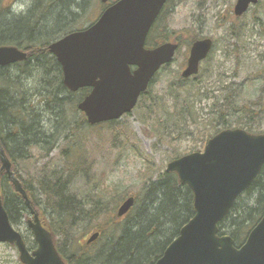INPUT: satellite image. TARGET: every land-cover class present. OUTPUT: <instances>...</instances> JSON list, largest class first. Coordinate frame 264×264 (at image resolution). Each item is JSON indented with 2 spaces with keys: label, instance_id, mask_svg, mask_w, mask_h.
<instances>
[{
  "label": "trees",
  "instance_id": "obj_1",
  "mask_svg": "<svg viewBox=\"0 0 264 264\" xmlns=\"http://www.w3.org/2000/svg\"><path fill=\"white\" fill-rule=\"evenodd\" d=\"M16 1L0 0V46H15L27 51L28 61L0 68V139L13 163L17 178L23 183L33 207L39 212L43 225L55 237L56 247L68 264H155L179 235L181 228L195 215L193 193L188 187L179 184L175 174L162 173L152 181V176L149 175L152 168L147 166L146 172L149 171V174H144V182L151 181L145 203L141 204L137 217L127 224H123L124 219L117 216L118 202L111 209L104 207L109 198H115L119 194L102 189L94 194L85 193L81 200L69 190V185L76 181L75 177L79 173L76 163L80 162L74 159L75 148L68 145L69 141L73 142L74 138H78L81 127H91L78 110L87 90L72 94L64 87L62 68L49 52L48 46L84 27L85 24L79 23L91 6V0H30L27 12L20 16L12 13V6ZM173 1H168L150 31L147 40L149 48L174 41L181 47L186 45L189 48L199 39L194 30L170 34L165 27H160L167 8ZM239 40L243 45V36ZM217 49L225 53L227 42H223L222 46L216 45L215 50ZM241 51L243 48H236V52H239L236 54L238 65L241 62ZM214 59L215 52L205 62L199 76L190 83L182 79L180 74L176 81H172L174 83L168 88L169 92L174 96L175 103L178 98H183V109L173 108V111H167L162 105L156 106V102L151 106L150 115L154 113L156 117L151 126L161 143L170 144L172 140L165 141V138L172 135L173 131H184L188 116L199 122L196 105L206 97V85L217 72L212 62ZM166 69L168 66L162 70ZM216 90L221 95L216 97L214 108L218 107L217 111L222 117L230 112L231 92ZM147 97L144 95L141 102ZM161 112H166L163 124L158 115ZM232 112L245 114L244 110L238 109ZM203 126L206 132L203 148L211 137L226 129L239 128L251 134H263L254 133L253 124L250 123L224 124L218 129L213 127L212 122ZM62 142L65 145L61 147ZM57 150H60L58 158L67 167L75 168V171L69 170L66 173L68 178L62 175L55 181L41 178L40 190L36 191L26 183L18 168L16 169L15 162L22 159L29 161L32 158L37 161L38 158L41 161L49 160V155ZM47 164L51 167V163ZM0 190L11 224L14 227L22 225L30 213L25 200L15 191L5 173L0 175ZM40 197L45 198V201ZM136 204H140L138 199L135 206ZM107 210L112 211L107 213ZM100 213L109 220L104 225L91 227ZM263 215L264 167L252 186L238 198L228 216L220 223V234L230 235L235 246L240 247ZM90 232H99L100 237L91 245H82V239ZM107 235L110 240L100 244ZM59 237L64 239L63 246L58 245ZM96 245L98 247L92 250ZM27 246L29 250H34L36 243L33 241L27 243Z\"/></svg>",
  "mask_w": 264,
  "mask_h": 264
},
{
  "label": "water",
  "instance_id": "obj_2",
  "mask_svg": "<svg viewBox=\"0 0 264 264\" xmlns=\"http://www.w3.org/2000/svg\"><path fill=\"white\" fill-rule=\"evenodd\" d=\"M111 0H101L108 4ZM168 0H118L88 29L72 33L49 46L63 72V85L76 93H91L78 105L91 126L117 121L131 114L156 74L173 62L179 45L162 44L148 49V35ZM258 0H238L235 13L241 16ZM213 48L210 38L196 41L190 50L187 79L199 73L200 64ZM28 53L14 46H0V67L26 62ZM0 175L5 172L15 191L25 200L32 218L27 225L37 248L30 251L11 224L0 190V243L15 246L21 264H66L52 233L43 225L23 183L13 172V163L0 139ZM264 167V134L242 129L223 130L207 142L203 152L170 162L167 173L194 196V217L155 264H264V216L237 248L229 235H219V224L235 202L260 175ZM130 197L119 207L118 217L134 206ZM99 233L88 241L97 240Z\"/></svg>",
  "mask_w": 264,
  "mask_h": 264
},
{
  "label": "rangeland",
  "instance_id": "obj_3",
  "mask_svg": "<svg viewBox=\"0 0 264 264\" xmlns=\"http://www.w3.org/2000/svg\"><path fill=\"white\" fill-rule=\"evenodd\" d=\"M235 1L174 0L167 8L160 27H165L170 34L194 30L198 35L210 37L214 41L220 38L219 41H221V37L226 35L228 29V24L222 22L221 18L224 20L230 17L231 19L230 11ZM19 2L29 4L30 0H19ZM96 2L91 0V6L86 10L83 15L84 18L79 23L85 25L80 29L94 23L102 13L104 6L100 0H96ZM260 14L264 19V14L262 12ZM248 22H251V15L245 18L244 23L248 25ZM182 47L168 69L162 70L157 75L150 87L148 97L140 103L131 115H126L113 123H103L89 128L87 126L81 127L78 138H74L73 142L69 141L68 145L75 148L73 150L74 159L80 161L76 163V167L79 168L77 171L79 173L75 177L76 181L69 185V190L82 200V195L85 193L94 194V192L102 189H109L119 196L109 198L104 207L111 209L118 202L117 210L127 198L135 197L136 202L138 199L140 204L139 206L136 204L133 211H130L123 218V224L129 223L130 220L137 217L140 213L141 204L145 203L149 182L155 180L162 173H166L167 166L171 161L194 152L203 151V137L206 134L203 129L204 124L212 122L213 127L218 129L224 124L250 123L253 124L252 131L254 133H264V47L256 49V47L247 44L246 50L240 54L241 62L239 65L236 62V54H231L228 61L224 53L219 52V49L217 50L214 61H216V65L221 64V66L206 85V97L196 105L200 123L188 116L184 131H173L172 135L167 136L165 141L172 140L170 144L160 142L157 133L152 128L156 117L154 113L150 115L152 114L151 106L156 102V106L162 105L161 107L167 111H173V108L183 109V98H178L177 103H175V98L168 89L174 83L172 81H176L177 75L181 74L186 67L189 49L186 45ZM220 74L229 76L233 84L231 97H229L230 112L223 109L227 114L222 117L217 111L218 107L214 108L216 97L221 95L216 90L218 87L217 77ZM235 109L244 110L245 114L232 112ZM165 114L166 112L158 113L159 118L161 117L163 121L162 124ZM143 120H148V122ZM64 145L65 142H62L61 147ZM59 153L60 150H57L49 155V160L43 161L39 158V161L36 158L29 159V161L22 159L16 161L15 166L26 183L38 191L40 190L39 181L41 178L46 177L55 181L62 175L68 178L66 173L69 170L75 171V168L67 167L64 161L58 158ZM48 162L51 163V167L47 164ZM148 165L152 168L150 174L149 171L146 172ZM144 174L152 176L147 183L144 182ZM40 198L43 202L45 201V198ZM107 211L110 213L112 210ZM28 219L26 218L22 225L15 226V228L21 232L26 243L29 244L34 241V237L27 227ZM107 220L109 219L105 215L101 216L100 213V217L91 227L104 225ZM111 230L108 232L111 233ZM93 233L90 232L85 239H82V245ZM106 237L100 244L110 240V236L107 235ZM57 240L59 246L64 245L62 237ZM97 247L98 245L92 250ZM0 264H21L18 250L12 245L0 243Z\"/></svg>",
  "mask_w": 264,
  "mask_h": 264
},
{
  "label": "flooded vegetation",
  "instance_id": "obj_4",
  "mask_svg": "<svg viewBox=\"0 0 264 264\" xmlns=\"http://www.w3.org/2000/svg\"><path fill=\"white\" fill-rule=\"evenodd\" d=\"M236 4H237V0L235 1V4L233 5L232 10L230 11L231 19H230V17H227L224 20H223V18H221L222 22H225V23L228 24V29L226 30V35L221 37V41H219L220 38L218 40H216V41H214L211 38L212 41H213V48H212L211 54L213 52H215V53L217 52L218 49L215 50V46L216 45L222 46V42H225V43L227 42V51L225 53L224 52L223 53L225 55V58L228 61H229V57L231 56V54H233V55H235V54L238 55L239 54V52H236V48H238V47L243 48V51L246 50V45L247 44H248V46L256 47V49H259V48L262 49L264 47L263 46L264 45V19L261 17V14H260L261 12L264 14V0H258V3L256 5H250L248 11L246 13H244L243 15H241V16H237L236 13H235ZM248 15H251V22H248V25H246V23H244V21H245V18ZM245 32H246V35H245ZM70 34H72V33H70ZM70 34H67V35L63 36L59 40L63 39L64 37H66V36H68ZM241 36H243V39L245 41L243 45L241 44V41L239 40ZM205 38H210V37H205V36L199 35V39H197V40H201V39H205ZM59 40H57V41H59ZM247 41H248V43H247ZM165 43H167V42H165ZM173 43H177V42L174 41ZM177 44L179 45V43H177ZM50 45L51 44H49V46ZM49 46H48V50H49ZM228 46H230V47H228ZM182 48L183 47H181L179 45L177 54L181 51ZM190 49H189V54H190ZM243 51H241L242 54H243ZM49 52H50V50H49ZM219 52L222 53V51L220 49H219ZM52 56L55 58V56L53 54H52ZM208 59L209 58H207V60H205V61H203L201 63L200 69H199V74L203 70V65L205 64L206 61H208ZM55 60L57 61L56 58H55ZM187 62H188V59H187ZM212 62L214 64V70L217 68V71H218V69L220 68L221 64H217L216 65V63H215L216 61H214V60ZM237 65H238V63H237ZM185 69H186V67H185ZM183 71L180 74L181 77H183L182 76ZM198 76H196V77H198ZM196 77H193V78H190V79L188 78V79H186V81L190 82V81L194 80ZM224 80L226 81L225 83H224ZM217 82H218V88L216 87V89H220V90L223 89V90H226L227 92L228 91L231 92L233 90V84L231 83V78L229 76H226L225 74H220V76L217 78ZM150 87H151V85H150ZM150 87H149V89H150ZM149 89H148V91L146 93L141 95V97L138 100L136 108L139 106L140 102L143 100L144 95L148 96ZM82 90H87L86 95L83 98V100H84L91 93V89L85 88V89H81L80 91H82ZM80 91H78L76 93H79ZM70 93L76 94V93H73V92H70ZM133 112H134V110L132 111V113ZM83 115L85 116V114H83ZM85 118H86V116H85ZM86 120H87V118H86ZM63 260H64V258H63ZM65 263L68 264L66 261H65Z\"/></svg>",
  "mask_w": 264,
  "mask_h": 264
},
{
  "label": "clouds",
  "instance_id": "obj_5",
  "mask_svg": "<svg viewBox=\"0 0 264 264\" xmlns=\"http://www.w3.org/2000/svg\"><path fill=\"white\" fill-rule=\"evenodd\" d=\"M28 4L26 2L21 3L17 0L12 6V13L15 15H21L27 11Z\"/></svg>",
  "mask_w": 264,
  "mask_h": 264
},
{
  "label": "bare ground",
  "instance_id": "obj_6",
  "mask_svg": "<svg viewBox=\"0 0 264 264\" xmlns=\"http://www.w3.org/2000/svg\"><path fill=\"white\" fill-rule=\"evenodd\" d=\"M4 147V146H3ZM5 149V148H4ZM6 151V150H5ZM13 172H14V166H13ZM3 173H5V172H3ZM2 173V174H3ZM15 173V172H14ZM6 174V173H5ZM7 175V174H6ZM16 175V174H15ZM8 177V176H7ZM17 177V176H16ZM28 195V194H27ZM29 197V196H28Z\"/></svg>",
  "mask_w": 264,
  "mask_h": 264
}]
</instances>
